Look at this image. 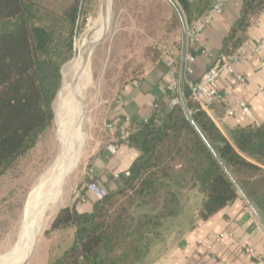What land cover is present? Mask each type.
I'll return each mask as SVG.
<instances>
[{
    "label": "trees",
    "instance_id": "16d2710c",
    "mask_svg": "<svg viewBox=\"0 0 264 264\" xmlns=\"http://www.w3.org/2000/svg\"><path fill=\"white\" fill-rule=\"evenodd\" d=\"M83 2L60 0L59 7L51 9L38 0H0V175L36 145L52 122L60 69L73 50L72 36ZM177 3L180 16L190 22L186 18L190 0ZM251 3L245 0L240 9L232 38L264 9L251 16ZM244 42L235 36L232 54ZM183 98L189 116L182 104L174 106L127 135L124 141L140 157L121 187L107 190L89 213H78L73 205L59 209L49 235L72 228L74 237L53 264L141 263L152 243L183 213L190 192L201 196L196 209L200 220L241 197L227 172L248 201L257 193L254 187L264 191V124L240 128L226 138L189 99L186 86ZM177 157L182 163L172 165ZM247 173H251L248 178L237 176ZM116 196L130 202L111 214Z\"/></svg>",
    "mask_w": 264,
    "mask_h": 264
},
{
    "label": "crops",
    "instance_id": "0c3cea01",
    "mask_svg": "<svg viewBox=\"0 0 264 264\" xmlns=\"http://www.w3.org/2000/svg\"><path fill=\"white\" fill-rule=\"evenodd\" d=\"M237 7V0H228L223 13L203 29L199 42L189 47V52L195 57L193 73L188 77L193 82L199 81L209 67L232 55L230 65L233 74H220L217 80L219 100L206 113L226 138L230 132L240 128H255L264 124V95L257 93L258 88L264 86V67L259 65L255 55L242 58L236 51L231 52L235 36L251 45L264 39V9L232 38V28L236 27L234 25L240 17ZM256 20L258 23H255ZM179 50H174V56L177 64L181 65L184 43ZM201 50H206V55L201 54ZM260 54L264 56V43ZM167 71L160 63L139 81L128 84L108 115V123L113 125L108 132L114 137L112 143H116L117 150L110 155L105 147L91 168L95 181L108 191L122 186L124 173L129 172L140 157L139 151L124 141L127 135L149 118L163 116L172 108L170 95L164 93L161 85ZM175 74L181 81L179 67ZM237 75L242 77V82L236 79ZM238 102L248 107L247 113L242 112ZM228 109H231L232 116L227 115ZM115 174L120 175V179H113ZM252 197L249 202L264 222V199L256 195ZM81 198L85 199L84 203ZM95 201L85 191L77 196L73 206L78 213H89ZM245 207L249 206L239 197L207 220H200L196 212L189 221L181 219L179 224H174L152 243L148 255L139 264H264V228L256 217L245 211ZM73 234L72 228H66L45 238L56 239L61 249H67L73 243ZM221 234L222 238L216 242ZM62 251L65 250L59 251L60 254Z\"/></svg>",
    "mask_w": 264,
    "mask_h": 264
},
{
    "label": "rangeland",
    "instance_id": "374dc122",
    "mask_svg": "<svg viewBox=\"0 0 264 264\" xmlns=\"http://www.w3.org/2000/svg\"><path fill=\"white\" fill-rule=\"evenodd\" d=\"M38 1L51 9H57L60 5L58 4L60 0ZM171 1L177 10L167 0H111L109 29L95 42L90 56L91 82L82 100L83 117L80 119L82 143L79 160L76 167L64 179L61 192L63 204L56 209L38 234L27 264H53L70 248L61 249L62 246L56 239H46L45 236L49 235L51 223L59 209L72 206L76 203L77 196L84 194L85 185L90 178L89 170L93 167L92 163L114 140L106 128L113 105L128 84L139 81L154 66L162 63V56L167 50L180 51L186 27H190L192 24L189 23L205 12L214 0H190L187 12L189 15H186L187 20L190 18V22L189 20L186 22L184 17L180 16L177 0ZM237 1V8L240 10L245 0ZM103 5L104 0H84L72 36L73 50L70 58L60 69V88L70 61L79 55L83 41L91 35ZM250 5L249 14L252 16L262 9L264 0H252ZM251 18L248 17L249 20ZM57 100L56 95L52 103L53 111L56 109ZM58 149L59 138L56 120L53 117L50 126L39 137L36 145L0 175V257L9 253L16 244L27 198L43 180L44 173L53 162ZM182 161L181 157H177L172 165ZM248 174L251 173L237 174V176L243 179L251 176ZM253 190L257 192L256 197L259 199L263 197L264 191L260 187H254ZM195 194V191L190 192L186 208L175 224H179L181 219L189 221L194 217L201 199L200 195L197 197ZM128 195L132 193L128 192ZM114 200L116 203L111 209V214L130 202V198L122 199L120 196H116ZM160 200L158 197L159 204L162 201ZM245 211L255 217L249 207H245ZM61 250L65 251L60 254Z\"/></svg>",
    "mask_w": 264,
    "mask_h": 264
},
{
    "label": "bare ground",
    "instance_id": "6f19581e",
    "mask_svg": "<svg viewBox=\"0 0 264 264\" xmlns=\"http://www.w3.org/2000/svg\"><path fill=\"white\" fill-rule=\"evenodd\" d=\"M110 5L111 0H104L91 35L83 41L79 55L70 63L64 75L55 110L58 152L44 173L43 180L30 192L21 215L17 242L9 253L0 257V264H22L40 231L63 204L61 192L64 179L79 160L82 100L91 82L90 56L95 42L109 29Z\"/></svg>",
    "mask_w": 264,
    "mask_h": 264
},
{
    "label": "built area",
    "instance_id": "2783aa9c",
    "mask_svg": "<svg viewBox=\"0 0 264 264\" xmlns=\"http://www.w3.org/2000/svg\"><path fill=\"white\" fill-rule=\"evenodd\" d=\"M228 0H216L211 8L199 19H197L190 27L185 29L184 38V58L181 65L177 64L174 56V50H167L162 56V63L168 69L166 75L161 80V85L164 93L170 95L171 106L181 105L182 99L181 94L182 87L186 86L189 90V99L195 101L199 109L205 113H209L211 107L219 100V95L217 91V80L222 72H228L233 74V69L230 65L231 57L221 60L215 63L207 69L200 78L199 81L193 82L189 80V76L193 73V64L195 62V57L189 52V47L192 44L199 42L201 33L203 29L217 16L223 13L224 7L226 6ZM258 23V20L255 21ZM264 43V39L261 40L256 45H251L248 42H244L236 50V52L241 55L242 58L248 55H255L258 57L259 65L264 67V56L260 54L261 46ZM201 54L206 55V50H201ZM180 68L181 81L175 74V70ZM236 79L240 82L243 81L240 75L236 76ZM259 95H264V86L259 87L257 90ZM238 107L242 112L247 113L248 107L242 103H237ZM231 109H228L227 115L232 116ZM108 130L113 129V125L108 123L106 126ZM117 150L116 143H110L106 146V151L110 155H114ZM90 178L85 185V191L87 194L92 196L95 200H102L107 195V189L100 186L93 177V170L90 169ZM129 176V172L124 173V177ZM113 179H120V175H113ZM82 203L85 202L84 198H81ZM223 234L216 238V242H219ZM251 253L250 250H247Z\"/></svg>",
    "mask_w": 264,
    "mask_h": 264
},
{
    "label": "water",
    "instance_id": "95a60500",
    "mask_svg": "<svg viewBox=\"0 0 264 264\" xmlns=\"http://www.w3.org/2000/svg\"><path fill=\"white\" fill-rule=\"evenodd\" d=\"M171 2V0H168ZM172 3V2H171ZM183 27H184V24L182 23ZM185 29V28H184ZM74 59V58H73ZM73 59L70 61V63L73 61ZM69 64V63H68ZM61 89V88H60ZM60 89L58 90L57 92V99H59L60 97ZM181 99H182V107L183 109L186 111L187 115L189 116L186 108H185V103H184V98H183V94H181ZM55 110L53 111V114H54V117H55ZM211 149V148H210ZM226 171V170H225ZM227 175L230 177L231 181H233V183L235 184V186L237 187L238 191H239V194L240 196L244 199V201L247 203V205L249 206V208L251 209V211L254 213L255 217L257 218V220L261 223V225L263 226L264 228V222L262 221L261 217L259 216V214L256 212V210L252 207V205L249 203V201L246 199L245 195L242 193V191L238 188V186L236 185V183L234 182V180L231 178V176L228 174L227 172ZM33 248L34 246L32 247V249L30 250L29 254L27 255L26 259L24 260V262L22 264H27L29 259H30V256L32 254V251H33Z\"/></svg>",
    "mask_w": 264,
    "mask_h": 264
}]
</instances>
